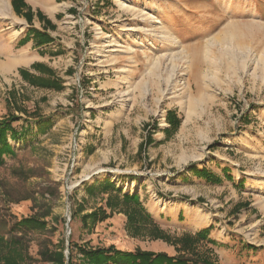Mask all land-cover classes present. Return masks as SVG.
<instances>
[{"label": "rangeland", "instance_id": "obj_1", "mask_svg": "<svg viewBox=\"0 0 264 264\" xmlns=\"http://www.w3.org/2000/svg\"><path fill=\"white\" fill-rule=\"evenodd\" d=\"M8 1L1 34L19 16L62 40L50 63L0 78V119L17 116L21 132L0 166V232L45 215L30 264H54L40 252L62 243L80 258V246L111 244L176 254L162 239L131 235L123 212L84 223L108 197L87 188L105 180L138 193L173 237L212 226L217 244L208 246L221 264H264V0H54L57 23ZM23 69L56 85L33 84Z\"/></svg>", "mask_w": 264, "mask_h": 264}, {"label": "trees", "instance_id": "obj_2", "mask_svg": "<svg viewBox=\"0 0 264 264\" xmlns=\"http://www.w3.org/2000/svg\"><path fill=\"white\" fill-rule=\"evenodd\" d=\"M16 1L18 0H13L14 6H16ZM26 14L31 16V10H28ZM38 15L41 17L42 12L38 11ZM49 23L53 27L51 21ZM33 33L37 44L49 43L52 40L45 32L34 30ZM33 66L39 68L42 65L36 63ZM21 73L23 78L38 86L52 87L56 85L54 80L35 76L28 70L23 69ZM166 119L172 128H178L182 122L173 110L168 111ZM17 120L19 118L11 114L0 119V166L4 165L6 155L14 154L16 151L10 138L20 140L21 132L14 124ZM42 130L45 131L46 128L43 127ZM229 171V168L223 169L225 177L234 179ZM193 173L213 184H221L224 180L220 174L206 167H193ZM97 190L108 193L106 206H101L83 215L84 223L91 221L94 226L98 222L112 217L114 211L123 212L127 216V228L131 235L162 239L175 246L176 254L141 248L122 250L111 244L102 247L80 246L78 252L81 254L80 258L74 255L73 244L71 243L68 248L69 254L66 256L64 253L65 245L62 243L55 249L41 251L40 259L51 261L54 264H221L215 250L208 246L210 243L217 244V241L210 238L212 226L197 232H186L182 236L173 237L161 228L152 213L142 203L138 193H122L109 180L87 188V191L91 193ZM6 225L9 226V230L0 232V264H30L34 260L30 254L31 234L47 228L45 215L34 213L15 219L11 223L7 221Z\"/></svg>", "mask_w": 264, "mask_h": 264}, {"label": "crops", "instance_id": "obj_3", "mask_svg": "<svg viewBox=\"0 0 264 264\" xmlns=\"http://www.w3.org/2000/svg\"><path fill=\"white\" fill-rule=\"evenodd\" d=\"M29 6H32L34 10L37 7L42 10H47L48 16L56 19L57 3L54 0H24ZM22 2L17 1L20 5ZM57 23V22H56ZM40 30H43L40 24L34 25ZM29 24L26 18L19 16L15 17L10 22V26L4 28V33H0L5 41L0 42V78L10 76L17 72L21 67H30L35 62L46 63L50 61V58H54L56 48L54 46L57 42H62L57 38L50 43L37 44L34 34H30L29 30L34 27ZM33 31L34 30H30ZM53 34V33H52ZM57 41V42H56ZM50 63V62H49Z\"/></svg>", "mask_w": 264, "mask_h": 264}, {"label": "bare ground", "instance_id": "obj_4", "mask_svg": "<svg viewBox=\"0 0 264 264\" xmlns=\"http://www.w3.org/2000/svg\"><path fill=\"white\" fill-rule=\"evenodd\" d=\"M0 2H1V5L2 6H4V7H8V6H10V1H8V0H0ZM232 54V53H231ZM245 54V53H244ZM169 210V209H168Z\"/></svg>", "mask_w": 264, "mask_h": 264}]
</instances>
